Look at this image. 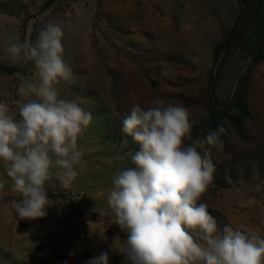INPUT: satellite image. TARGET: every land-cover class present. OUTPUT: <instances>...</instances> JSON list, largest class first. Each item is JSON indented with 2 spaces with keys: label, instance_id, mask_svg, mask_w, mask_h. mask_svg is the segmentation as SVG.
<instances>
[{
  "label": "rangeland",
  "instance_id": "1",
  "mask_svg": "<svg viewBox=\"0 0 264 264\" xmlns=\"http://www.w3.org/2000/svg\"><path fill=\"white\" fill-rule=\"evenodd\" d=\"M47 1L0 0V63L16 68L0 70V264H264V58L241 85L247 7Z\"/></svg>",
  "mask_w": 264,
  "mask_h": 264
},
{
  "label": "trees",
  "instance_id": "2",
  "mask_svg": "<svg viewBox=\"0 0 264 264\" xmlns=\"http://www.w3.org/2000/svg\"><path fill=\"white\" fill-rule=\"evenodd\" d=\"M53 0H48L45 5L42 7V9L47 8ZM239 5L247 7L250 12L254 22L256 23L255 28L252 30V38H253V43L250 46V51H249V60L247 63V71L246 75L242 77L240 84L243 85L244 82L247 80V77L249 73L252 71V69L264 58V0H255L254 3H251V0H237ZM254 4V5H252ZM242 19L239 15L235 19V24L231 28V31L229 32L228 37L221 43V45H217L214 48L213 51V58H212V63H211V70H214L216 65L218 64V67L221 64V53L223 49L225 48L226 50H229L234 42V40L239 36L238 35V28L241 26ZM35 37H36V29H32L31 34L29 36V45H28V60L24 66H32L33 63L35 62ZM23 66V67H24ZM16 68H8L6 66H3L0 63V70L7 73V74H12V72L15 71ZM213 83V80L209 79V84H208V91H211V85ZM234 106L237 111H239V114H242L245 116L244 113L247 112L245 103L243 101V97L237 91L233 98L232 102L230 103V107ZM213 107V106H211ZM227 118L229 119V122L233 124L235 130L237 131L238 135H240V130H239V117L237 116H231L226 114ZM217 117L216 112L213 110V108L210 110V118L207 120L206 123L210 124L211 127L215 128V124H213L212 120L213 118ZM206 124H201V126H192L188 131L192 134H195L197 137L202 136V130H206V128L203 129V126ZM208 128V127H207ZM208 219V218H207ZM207 226L209 229L214 228V222L211 219L207 220Z\"/></svg>",
  "mask_w": 264,
  "mask_h": 264
}]
</instances>
